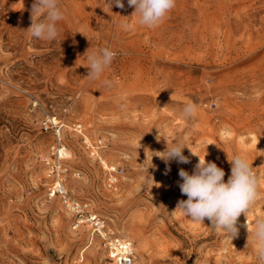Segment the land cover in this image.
<instances>
[{
    "label": "rangeland",
    "instance_id": "obj_1",
    "mask_svg": "<svg viewBox=\"0 0 264 264\" xmlns=\"http://www.w3.org/2000/svg\"><path fill=\"white\" fill-rule=\"evenodd\" d=\"M122 2L58 0L65 18L47 41L27 31L34 0H0V264H112L99 239L73 228L59 198L48 197L47 116L64 123L66 190L134 244L136 264H258L250 233L264 218V0H176L155 28ZM104 47L116 56L91 81L84 54ZM187 102L198 108L185 121ZM77 123L104 141L103 160L124 169L116 191L103 186ZM177 141L189 163L156 156ZM236 154L252 166L259 196L231 238L176 207L187 199L181 168L191 174L205 157L227 182Z\"/></svg>",
    "mask_w": 264,
    "mask_h": 264
},
{
    "label": "clouds",
    "instance_id": "obj_2",
    "mask_svg": "<svg viewBox=\"0 0 264 264\" xmlns=\"http://www.w3.org/2000/svg\"><path fill=\"white\" fill-rule=\"evenodd\" d=\"M130 7H134L132 15L137 17L141 26L148 28L158 27L164 22L169 12L175 7L176 0H127ZM123 8L122 0H108L112 4ZM36 17L34 19L33 17ZM58 0H34L31 8V25L27 29L33 38L53 41L58 37L57 22L64 19ZM121 29L133 28L132 24L122 22ZM88 65L87 78L91 81L99 80L116 56V52L108 47L88 52L86 50ZM103 85L113 87V81L105 79ZM198 106L194 102H187L180 110V116L185 121L197 115ZM159 141V135L156 137ZM186 148L183 141H177L160 153L165 163H189V157L183 154ZM191 151V150H190ZM192 152V151H191ZM193 154V153H192ZM155 155V153L153 154ZM199 157V156H198ZM231 163V175L224 181L225 172L214 162H207L205 157L195 165L191 174L183 168L179 170L182 182L178 183L182 195L186 200H180L176 210L193 222H210L212 228L219 230L231 238L238 235L237 221L243 213H247L256 203L259 196V182L252 166L242 154L234 155ZM170 171V168H169ZM249 228L248 224L246 225ZM258 264H264V218H258L250 233Z\"/></svg>",
    "mask_w": 264,
    "mask_h": 264
},
{
    "label": "built area",
    "instance_id": "obj_3",
    "mask_svg": "<svg viewBox=\"0 0 264 264\" xmlns=\"http://www.w3.org/2000/svg\"><path fill=\"white\" fill-rule=\"evenodd\" d=\"M63 126L64 123L59 120L54 121V118L49 116L40 123V128L43 131H50L53 134L52 144L41 157L45 165L46 178L51 181L47 187L48 197L59 198L62 207L72 216L73 228H83L99 239V246L112 264H136L134 244L130 240L113 233L105 220L95 214L87 202L74 199L66 190L63 183L64 168L62 165L66 151L61 137ZM74 130L80 134L81 145L91 157L96 158L101 164L104 172L103 186L108 190L116 191L124 169L118 164L106 162L101 158L99 151L106 146L102 139L91 140L83 134L80 123L74 124Z\"/></svg>",
    "mask_w": 264,
    "mask_h": 264
}]
</instances>
